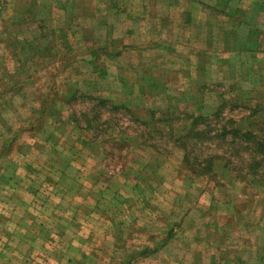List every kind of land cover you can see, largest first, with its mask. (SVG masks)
Wrapping results in <instances>:
<instances>
[{
    "label": "rangeland",
    "instance_id": "374dc122",
    "mask_svg": "<svg viewBox=\"0 0 264 264\" xmlns=\"http://www.w3.org/2000/svg\"><path fill=\"white\" fill-rule=\"evenodd\" d=\"M0 264H264V0H0Z\"/></svg>",
    "mask_w": 264,
    "mask_h": 264
},
{
    "label": "trees",
    "instance_id": "16d2710c",
    "mask_svg": "<svg viewBox=\"0 0 264 264\" xmlns=\"http://www.w3.org/2000/svg\"><path fill=\"white\" fill-rule=\"evenodd\" d=\"M202 120V118L200 117V116H197V120L195 119L193 122H192V126H191V128L187 131V132H185V134L182 136V137H180V139L182 140V141H184L185 142V140L186 141H188V139H192V138H194L193 140H194V142H196V141H198L199 142V139H200V134H201V131L200 130H198L197 129V131H195V129H194V125L196 124V123H200V121L199 120ZM232 133H234L235 135H236V137H239L241 140L242 139H245V140H249L252 136H250V134L249 133H247V132H245V133H238L237 132V130H235V129H233L232 130ZM252 139V138H251ZM253 141H254V144H255V146H257L258 145V143H259V141L257 140V138L256 139H252ZM238 142H241V144H242V141H238ZM241 144H240V146H241ZM260 144V143H259ZM239 146V147H240ZM242 147V146H241ZM245 146L243 145V147L242 148H244ZM233 153V155H237V154H239L237 151H226V153H227V155H230V153ZM255 152L256 151H253V152H251V156H252V160H254L255 158H257V157H254L255 156Z\"/></svg>",
    "mask_w": 264,
    "mask_h": 264
},
{
    "label": "crops",
    "instance_id": "0c3cea01",
    "mask_svg": "<svg viewBox=\"0 0 264 264\" xmlns=\"http://www.w3.org/2000/svg\"><path fill=\"white\" fill-rule=\"evenodd\" d=\"M141 9H142V8L140 7L139 10H141ZM141 11H142V10H141ZM141 11H140V12H141ZM142 16H144V15H141V14L138 15V14H137V15H135L134 17H133V16H132V17L134 18V21H138L139 19H137V17L141 18ZM145 16H146V15H145ZM132 17L129 18V21H131V18H132ZM153 24H154V22H153ZM181 24H183V23L181 22ZM173 36H175V37L177 36V37L181 38V37L178 35V32H177L176 34H174ZM154 37H156V35H155ZM157 38H158V37H157ZM155 40H156V38H155ZM180 40H181L180 43L183 44V45L188 43V40H186V37L183 38V40H182V39H180ZM187 46H188V45H187ZM188 54H189V51H187V56H188ZM203 55H204V52H203ZM177 57L180 58V59H181V58H185V57H186V54L184 55V53H181L180 55H177Z\"/></svg>",
    "mask_w": 264,
    "mask_h": 264
}]
</instances>
